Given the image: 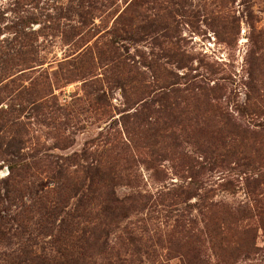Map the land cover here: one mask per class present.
Instances as JSON below:
<instances>
[{
	"label": "rangeland",
	"instance_id": "rangeland-1",
	"mask_svg": "<svg viewBox=\"0 0 264 264\" xmlns=\"http://www.w3.org/2000/svg\"><path fill=\"white\" fill-rule=\"evenodd\" d=\"M0 264H264V0H0Z\"/></svg>",
	"mask_w": 264,
	"mask_h": 264
},
{
	"label": "trees",
	"instance_id": "trees-1",
	"mask_svg": "<svg viewBox=\"0 0 264 264\" xmlns=\"http://www.w3.org/2000/svg\"><path fill=\"white\" fill-rule=\"evenodd\" d=\"M70 8V6H69ZM121 150H123V152L125 150H127V147L125 145H121L119 146ZM73 159V157H69L66 160H71ZM73 165L77 166V168L79 169L78 171H74L73 173L76 172H81L82 174V180L79 182V185H81V189L83 191L82 194V199H85L86 201H90L93 199V196L95 194L100 195V193L102 194V191L104 192V195L108 198L111 197L107 203L100 208L102 213H105L104 215H107L106 213H109L108 211H113L112 208L115 211H123V209L125 210L126 206L122 201H119L118 199L112 197L109 195V192L106 190V186L104 184V182L106 180H108V168L102 167L101 162L99 160H95L93 159L92 162H89V158L85 157V154L82 155L78 160H74ZM109 170H111V168L109 167ZM68 171H56V172H52V174L50 175V180L51 181H56L54 185H56L55 188H48L47 190H44L45 188H39V192H36V197L38 200H45L48 201L49 203L54 201H59L60 203L64 200V194L65 191L63 192V189L66 190V192L68 190L72 189V185L68 183V181L71 179L70 176H72V174L68 173ZM69 178H68V177ZM107 177V178H106ZM64 182H63V181ZM86 181H89V184L86 183ZM41 182H43V184H45L46 182H44L43 180H41ZM103 182V183H102ZM48 183V180H47ZM47 185V184H45ZM98 185V186H97ZM63 186V187H62ZM94 186V188H93ZM97 186V187H96ZM46 187H52V184H50V186H46ZM96 187V188H95ZM38 193V195H37ZM39 193H42L41 195H39ZM57 204V202H56ZM120 209V210H118ZM237 213H243V210H237ZM233 214V212H232ZM86 229V228H85ZM85 229L83 230V232L81 234H78L77 236H74L77 239L78 245L80 246V248H83L84 246H86V248H95L96 244L93 243H89L86 240V235H85ZM72 232V231H71ZM93 233V232H92ZM70 237H72L73 235H71L69 233ZM78 246V247H79ZM82 254V253H80ZM117 261H120V259H117Z\"/></svg>",
	"mask_w": 264,
	"mask_h": 264
}]
</instances>
